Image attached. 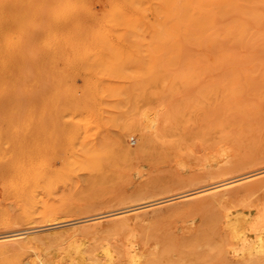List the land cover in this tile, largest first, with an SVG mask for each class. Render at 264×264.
<instances>
[{
    "label": "rangeland",
    "instance_id": "rangeland-1",
    "mask_svg": "<svg viewBox=\"0 0 264 264\" xmlns=\"http://www.w3.org/2000/svg\"><path fill=\"white\" fill-rule=\"evenodd\" d=\"M236 2L244 10L200 8L189 29L165 34L162 41L142 30L62 29L44 34L49 44L38 43L33 76L31 66L25 68L29 73L25 78L32 76L35 81L33 126L20 127L16 143L9 137L4 120L0 142L9 165L12 142L14 149L36 151L34 197L18 192L9 178L0 175V210H10L17 216L32 211L34 219L31 224L22 222L6 230L18 229L14 234L19 235L0 239V264H10L18 254L28 259L32 249L18 252L11 242L33 230L49 231L59 221L88 219L89 215L93 218L152 202V207H145L174 205V209L188 204L211 190L214 182L202 164L218 143L229 142L246 153H252L257 144L264 145V40L260 42L263 48L257 44L244 48L240 40H226L229 30L251 15L244 11L253 8L252 1ZM99 8V4L94 6L96 11ZM261 10L264 16V8ZM211 14L215 21L209 23ZM89 22L88 18L84 20ZM250 28L255 32L264 26ZM6 40L19 43L20 32L13 31ZM2 61L8 77L19 78L21 60L17 54L6 48ZM21 102L25 108L23 95ZM147 113L160 115L156 117L157 128L141 126L136 132L124 131L129 122L144 124ZM28 129L32 139L25 135ZM145 135L151 139L148 146L141 145ZM141 190L155 193L140 197L135 204L115 201ZM82 207L89 208L83 211ZM208 212L200 207L185 213L173 211L154 218L157 225L153 221L151 224L155 229L182 226L190 219L198 221ZM21 227L28 229L23 231ZM98 230L86 235L85 247L121 237Z\"/></svg>",
    "mask_w": 264,
    "mask_h": 264
},
{
    "label": "bare ground",
    "instance_id": "bare-ground-1",
    "mask_svg": "<svg viewBox=\"0 0 264 264\" xmlns=\"http://www.w3.org/2000/svg\"><path fill=\"white\" fill-rule=\"evenodd\" d=\"M236 1L0 0V142L4 133V120L8 124L9 137L15 142L20 127L30 128L33 126L35 113V81L34 77L32 78L35 72L34 59L38 43L44 41V44H49V40L43 39L47 31L114 29L139 32L142 30L143 32L149 31L157 35L158 39L164 40L165 34H176L181 30L189 29L200 8L217 7L227 9L225 11L233 8L239 9V2ZM248 1L253 2L250 4L253 8L245 10L244 13H251V15L245 14L244 22L240 26L236 25L231 28L226 40H240L243 47L248 48L252 44L262 47L260 42H262L261 39L264 40V29L251 32L250 26H264V16L259 11L264 8V0ZM96 4L100 6L99 11L94 9ZM255 5L259 7L257 10L254 8ZM239 10L244 9L240 8ZM261 11L263 12V10ZM212 15H210L209 23L212 22V19L215 21V17ZM228 15L227 13V17ZM86 18L90 20L89 24L84 23ZM212 25L215 26L214 23ZM13 31L20 32L19 43L16 40L11 42L6 40L9 35L13 34ZM215 32L213 31V33ZM27 44L31 47H26ZM28 47L29 50H27ZM6 48H9L13 55L17 54L21 60L19 71H17L19 78L14 80L8 77L7 69L4 68L2 61V54ZM28 64L31 66L32 76L25 78L26 75H29L25 69ZM22 95L26 102L25 108H22L24 103L21 102ZM151 114L143 115L145 121L140 126L133 121L125 124L124 131L136 132L141 126L142 128L149 126L157 128L156 117L159 118L160 115L153 116V113ZM156 114L158 113L156 112ZM258 128L255 129L258 130ZM25 135L30 139L33 138L30 129ZM142 140V146H148L151 141L147 135ZM11 146L13 148L11 165L6 164L7 156L2 145L0 146V175L9 178L12 186L18 192L34 197L36 151L34 148L30 151H23L18 147L14 149V142ZM202 165L206 167V174L212 178L214 183L212 186L209 185L211 190L204 192L205 194L200 197L196 196L197 198H193L190 203L177 205L174 209V205L156 209L149 208L152 207L150 205L153 202L141 206H149L142 210L139 209L140 206H130L127 213L128 210H120L100 214L93 218H90V215L86 216L89 217L88 219L59 221L60 223L50 224L53 227L42 233L33 230L35 229L33 227V229L29 228L33 231L25 234L26 236L23 238L14 239L11 244L12 248L18 252L31 248L32 253L26 260L18 254L10 264H204L206 262L210 264H264V174H259L261 172L259 170H264V145L257 144V148L252 153H246L242 150L238 151L229 142L218 143L214 152L205 159ZM257 174L260 176H256ZM154 193L152 190H141L129 197L115 198V201L116 203L127 201L134 203L140 197H148ZM100 203L104 204L105 202L98 204ZM199 207L206 208L209 212L201 219L198 217V221L190 219L189 223L170 228L155 229L152 227L151 222L155 221L154 218L168 216L173 211L185 213ZM82 208L85 211L89 207ZM119 208L121 209V207ZM33 219L34 212L32 211H23L20 216H17L10 210H0V234H2L0 239L16 236L18 233L15 235L14 232H17L18 229L16 231L6 230L22 222L31 224ZM90 220H95V222L92 221V223ZM92 224L95 225V230ZM97 225L101 228H97ZM61 226L67 227L60 228ZM21 228L23 231L28 229ZM97 229H99L98 232L118 234L121 237L116 238L117 240L114 242H107L91 248L85 247L86 235L91 233L94 235ZM27 232L25 231V233ZM52 246L55 247L54 251L57 250L55 253L49 250ZM207 256L208 258H206Z\"/></svg>",
    "mask_w": 264,
    "mask_h": 264
}]
</instances>
